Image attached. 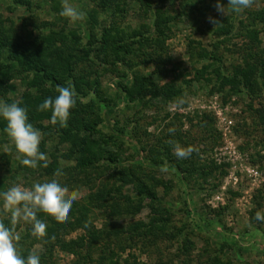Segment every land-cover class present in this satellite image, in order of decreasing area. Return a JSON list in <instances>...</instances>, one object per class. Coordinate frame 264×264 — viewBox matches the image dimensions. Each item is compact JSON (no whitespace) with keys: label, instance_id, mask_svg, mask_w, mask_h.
<instances>
[{"label":"rangeland","instance_id":"obj_1","mask_svg":"<svg viewBox=\"0 0 264 264\" xmlns=\"http://www.w3.org/2000/svg\"><path fill=\"white\" fill-rule=\"evenodd\" d=\"M217 2L125 0L121 12L100 11L101 24L140 29L151 38L125 63L109 58L110 63L96 60L88 66L109 100L100 105L103 123L96 138L115 162L109 165L103 159L85 171L75 160L63 162L64 174L58 179L78 192L74 214L68 216L65 228L51 235L53 221L43 213L41 220L47 227L42 238L32 236V225L20 221L17 251L28 255L35 250L40 264H264V221L256 219L257 211L264 214V88L257 82L254 92L233 91L221 86L211 68L205 77L198 72L212 62L201 56L203 50L220 56L226 73L256 53L264 58V0H255L240 13L229 10L228 15L217 12ZM219 2L227 7L229 0ZM70 3L86 14L85 19L89 10L97 9L95 0ZM52 4V0H34V11L29 12L10 0H0V14L20 32H34L32 37L51 29H85L80 21L59 14L62 3L59 9ZM160 6L169 19L163 34L153 25L154 11ZM209 17L219 23H210ZM227 24L230 32L218 37L216 29ZM134 73L151 77L159 88L172 83L182 94L164 99L146 92L142 100L130 101L120 82L130 84ZM26 80L17 75L2 83L0 78V100L18 101ZM94 97L90 91L82 100ZM181 99L183 103H177ZM170 141L198 148L200 161H211L208 168L213 170L192 176L180 172L165 157L178 159ZM48 146L51 161L55 146L53 142ZM22 158L0 128V192L17 183L31 187L53 178L26 169ZM163 166L168 168L166 173L160 171ZM119 169L133 178L119 180ZM140 185L152 195L143 194ZM100 189L103 202L91 201L89 196ZM0 222L11 227L10 214L0 213ZM89 233L96 236L94 242L86 236L74 250L60 245V241L81 242Z\"/></svg>","mask_w":264,"mask_h":264},{"label":"trees","instance_id":"obj_2","mask_svg":"<svg viewBox=\"0 0 264 264\" xmlns=\"http://www.w3.org/2000/svg\"><path fill=\"white\" fill-rule=\"evenodd\" d=\"M15 7L20 6L29 12L34 11V0H10ZM125 0H95L97 9H91L87 12L84 22L80 21V25L85 29L64 28L59 30H50L49 33H41L32 37L34 32H20L14 22L3 18L0 14V78L3 83L15 76H22L26 88L21 93L20 106L26 107L28 110L29 122L38 128L43 136L40 143V150L46 154L49 152V142L54 143V150L51 153L52 160L47 168L42 166L36 169L28 168L34 172L52 175L57 168H61L63 162L75 160L79 168L83 171L89 167L97 166V163L103 159L114 163L115 159L112 155L106 156L107 151L103 148L102 142L96 135L100 131L99 125L103 123L100 105L109 102L104 97L100 89L97 78H92V71L88 66L95 65L97 61L109 62V58L116 63H125L130 56L137 50L146 47L151 43V38L146 36L142 30L128 31L119 28L114 24L102 23L99 19L101 12H121L123 11L122 3ZM142 3L151 4L152 0H140ZM52 7L59 9L62 0H52ZM264 15V12H263ZM32 18V15L29 16ZM10 22V25L6 23ZM154 24L156 29L163 34L169 25L167 14L160 6L154 11ZM36 28L38 25H35ZM100 26V28H99ZM219 26L216 29L218 37L227 35L230 28ZM40 27V26H39ZM39 29V28H38ZM98 30V32H97ZM159 34V35H160ZM255 32H252L254 35ZM40 38V39H39ZM153 40V38H152ZM159 43V40H158ZM204 52L201 54L204 59L211 60L204 65L198 72L202 77L211 68L217 73L221 80V86H228L233 91H242V88L254 92L253 87L257 82L261 83L264 88V58L261 55H251V59H245L241 64L236 65L230 72L222 71V60L215 52ZM151 55V54H150ZM259 58V59H258ZM97 60V61H96ZM92 70V69H91ZM94 73V72H93ZM126 75V74H124ZM127 76V75H126ZM133 81L128 84L124 81L120 82L122 92L128 95L130 101L143 99L146 92H150L152 97L163 96L164 99H172L174 95L180 96L182 90L175 87L172 83H168L161 88L154 84L151 77L132 74ZM209 81V79L207 80ZM71 87L75 90L77 103L70 111L69 119L66 126H60L59 123L53 125L51 123V110L38 111V106L46 98L58 95L56 92L57 85ZM2 84L0 85V89ZM92 91L95 95L90 101H83L82 97ZM160 95V96H159ZM8 103L13 101L7 100ZM48 121L44 124V121ZM6 121L1 117L0 128L3 135ZM8 137V136H7ZM9 138V137H8ZM64 147L63 150L61 147ZM171 163L178 170H186L191 176L198 172L199 175L207 173L210 162H201L199 155L193 153L188 159L170 158ZM156 163V162H155ZM219 168V166H214ZM220 173H225L224 167L220 168ZM64 171V167H62ZM185 172V171H183ZM211 174H213L211 172ZM119 180L129 181L133 177L131 174L123 173L118 170ZM137 177V176H136ZM135 178V177H134ZM141 184L145 183L139 178ZM143 194L147 193V197L152 195L150 189L142 187ZM103 191L92 193L89 199L97 203L103 202ZM77 208V202L72 203L69 215H73ZM115 210L114 208L112 211ZM44 212L37 213L38 219L41 220ZM49 219L53 221L49 227V234H53L57 228H65V222H58L53 216ZM69 225V222H68ZM90 238L91 242L96 240V236L89 233L82 237V241L71 240L69 242L60 241V245L69 250H74L77 245H83ZM186 241H191L186 238ZM22 257L28 255L25 252L18 251Z\"/></svg>","mask_w":264,"mask_h":264},{"label":"clouds","instance_id":"obj_3","mask_svg":"<svg viewBox=\"0 0 264 264\" xmlns=\"http://www.w3.org/2000/svg\"><path fill=\"white\" fill-rule=\"evenodd\" d=\"M255 0H229L227 7L219 0L215 7L221 15H228L229 10L235 13L250 8ZM62 17L68 18L72 22L83 21L85 13L74 7L70 0H62V10L59 13ZM209 22L217 25L219 22L209 17ZM58 93L55 98L48 97L38 106V111L51 110V123L66 126L70 116V111L75 107L76 93L71 87L61 85L56 86ZM177 103L182 104L183 100ZM0 117L6 121L4 132L14 144L17 153L23 158L21 164L28 168L36 169L39 166L47 168L50 160L46 153L40 150L42 132L29 122L28 110L20 106V101L8 103L0 100ZM174 132V129H169ZM172 144L173 154L178 159H188L199 149L193 146H182L179 142H169ZM19 158V157H18ZM61 168H57L53 173V178L44 182H34L31 187H25L17 183L6 191L0 192V213L10 214L11 227L0 222V264H40L38 253L33 250L26 258L17 251L16 241L20 239L16 233V226L20 221L32 225V236L42 238L46 235V224L38 219L37 213L44 212L53 216L58 222H67L71 211L72 203L78 199V192L70 191L67 186H63L58 177L64 173ZM160 171L166 173L168 168L163 166ZM20 180L21 178H17ZM256 219L264 221V214L257 211ZM54 239V237H53Z\"/></svg>","mask_w":264,"mask_h":264}]
</instances>
